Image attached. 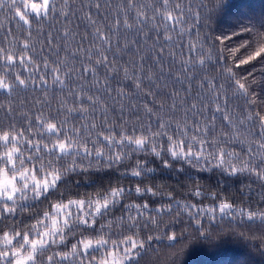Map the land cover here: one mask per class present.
<instances>
[{
  "label": "snow or ice",
  "instance_id": "snow-or-ice-1",
  "mask_svg": "<svg viewBox=\"0 0 264 264\" xmlns=\"http://www.w3.org/2000/svg\"><path fill=\"white\" fill-rule=\"evenodd\" d=\"M205 7L0 0V264H141L154 241L173 245L164 222L182 215L198 228L204 219L264 227V101L254 73L235 71L264 64V20L215 36L217 45L200 35ZM29 90L43 95L29 101ZM112 169L135 187L96 186L103 178L92 174ZM158 169L187 180L181 187L195 199L145 185ZM187 169L250 182L237 203ZM72 180L92 191L65 196ZM145 196L166 202L133 198ZM38 202L47 206L33 214ZM25 213L30 222L15 219Z\"/></svg>",
  "mask_w": 264,
  "mask_h": 264
},
{
  "label": "trees",
  "instance_id": "trees-1",
  "mask_svg": "<svg viewBox=\"0 0 264 264\" xmlns=\"http://www.w3.org/2000/svg\"><path fill=\"white\" fill-rule=\"evenodd\" d=\"M117 0H113L115 4ZM206 7L203 10V16L206 19L199 26L201 37H208L209 43L219 44L215 41V36L222 34H231L234 30L238 31L241 26L251 25L255 23L259 27L261 20H264V0H205ZM78 7V5H77ZM2 18V17H0ZM12 27L15 30V25H9L5 22L4 27ZM75 27V25H73ZM83 29H81L82 31ZM195 32L196 30L193 29ZM195 38V37H194ZM250 39L246 34L237 36L228 42L229 47H236L242 40ZM218 50V49H217ZM243 50L238 55H242ZM227 55V53L225 54ZM264 64L253 62L249 65L236 68L235 71L239 75H247L253 72L256 83L252 85L253 91L257 94L260 100L264 101ZM59 95V89L54 90ZM25 95L29 101H34L37 96H42L43 93H33L29 90ZM14 99H16L14 97ZM4 97L0 96V102H3ZM243 104L242 101H233V104ZM29 107L31 104L28 105ZM2 118V114H0ZM144 159L146 157H139ZM155 166V165H150ZM179 167V165H177ZM191 173L192 179L199 185L203 186L206 191H216L229 198L234 199L237 203L240 202V189L248 185V177H224L220 172L213 170L212 172H197L193 169H187ZM93 176L103 178L98 180L97 185L103 182L105 186L109 182L123 184L125 187H135V178L123 177L115 169L108 172L93 173ZM86 179V178H83ZM175 172L158 169L152 174V178H144L145 185H163L166 186L162 190L165 192L171 190L176 199H195L191 198L186 193V188H182L181 184L188 185L187 180L178 181ZM219 185V186H218ZM253 206H255L256 193L259 192V185L253 184ZM61 191L65 196L84 194L92 191V188L87 186V183H80L72 180L67 182L66 186L61 187ZM56 193L55 196H58ZM247 195V193H245ZM138 202H150L152 208L159 206L160 203H165L164 197H133ZM199 203V201H197ZM204 203H210L205 200ZM244 203H248L247 200ZM47 205L38 202L33 208V214L40 211ZM117 215L120 212L116 213ZM15 219L23 220L28 223L32 220V215L27 213L18 215ZM169 225V232L176 234V241L170 245L168 241H154L150 245V249L143 258L141 264H264V227L258 224H253L251 227L240 225L233 227L230 220L216 223H210L208 219L200 222L201 228H198L195 221H191L186 215H182L173 223L171 219L164 222ZM2 226V225H0ZM201 229L209 235L201 236ZM243 233V236L241 235Z\"/></svg>",
  "mask_w": 264,
  "mask_h": 264
}]
</instances>
